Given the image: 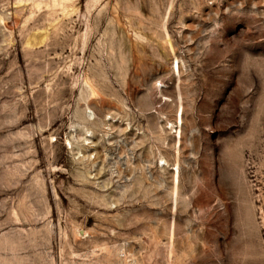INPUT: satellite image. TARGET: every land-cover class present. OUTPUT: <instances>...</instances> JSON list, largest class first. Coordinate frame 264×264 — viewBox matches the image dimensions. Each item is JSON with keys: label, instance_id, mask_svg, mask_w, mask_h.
I'll return each instance as SVG.
<instances>
[{"label": "rangeland", "instance_id": "obj_1", "mask_svg": "<svg viewBox=\"0 0 264 264\" xmlns=\"http://www.w3.org/2000/svg\"><path fill=\"white\" fill-rule=\"evenodd\" d=\"M0 264H264V0H0Z\"/></svg>", "mask_w": 264, "mask_h": 264}, {"label": "bare ground", "instance_id": "obj_2", "mask_svg": "<svg viewBox=\"0 0 264 264\" xmlns=\"http://www.w3.org/2000/svg\"><path fill=\"white\" fill-rule=\"evenodd\" d=\"M175 68L177 69L178 72L180 71V66H179V62L178 61L176 62ZM182 114H183V110L181 109L180 112H178V114H177V121H176V123L175 124H173V123H170L169 124L170 127H176L177 128L175 130V132L177 134L176 135V139L178 140V143H180L181 142V139H182V131H181V129H179V126L182 123ZM163 163L165 164V161H163ZM175 168H176V171L178 172L179 171V167L177 166ZM176 179H178V175L176 176Z\"/></svg>", "mask_w": 264, "mask_h": 264}]
</instances>
